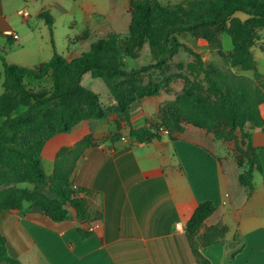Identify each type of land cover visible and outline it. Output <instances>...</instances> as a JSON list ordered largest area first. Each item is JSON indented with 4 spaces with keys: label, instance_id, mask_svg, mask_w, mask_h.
I'll use <instances>...</instances> for the list:
<instances>
[{
    "label": "trees",
    "instance_id": "trees-1",
    "mask_svg": "<svg viewBox=\"0 0 264 264\" xmlns=\"http://www.w3.org/2000/svg\"><path fill=\"white\" fill-rule=\"evenodd\" d=\"M130 4L134 28L131 37L113 32L93 43L89 52L72 63L55 55L31 69L10 65L0 56L5 73V91L0 96V222L3 211L21 212L26 206L39 209L54 222L69 220L70 209L77 219H87L89 191L77 187L74 176L81 158L95 142L86 136L74 148L61 149L52 176L47 175L41 160L47 143L88 122L106 119L118 121L115 138L120 137L122 123L129 124L130 138L140 144L157 138L151 127L134 129L131 119L132 106L144 97L157 96L159 88L152 82L136 88L135 82L151 71L166 70L181 49L192 61L187 67L183 94L173 108L161 109L164 127L172 134L182 132L188 123L218 140L235 142L239 182L253 192L254 174L264 172L260 150L254 146L251 134L258 129L264 131V75L252 51L264 33V0H183L167 5L159 0H130ZM237 13L248 19L241 20ZM40 18L53 33L52 13L44 11ZM183 33L212 44L223 63H206L198 51L176 38ZM222 34L231 37L232 51L223 50ZM9 43L15 44V40L9 38ZM144 44L149 46L151 64L129 71L126 58L137 59ZM88 73L103 80L115 101L113 107L104 108L98 95L83 86ZM49 76L53 92L36 99L25 79L42 81ZM214 212L213 202L201 203L187 224L186 234L195 256L200 257L199 247L215 245L227 234L226 226L217 225L199 235ZM79 233L88 235L83 230ZM0 264H20L9 253L1 225ZM202 264L209 263L203 260Z\"/></svg>",
    "mask_w": 264,
    "mask_h": 264
},
{
    "label": "crops",
    "instance_id": "crops-1",
    "mask_svg": "<svg viewBox=\"0 0 264 264\" xmlns=\"http://www.w3.org/2000/svg\"><path fill=\"white\" fill-rule=\"evenodd\" d=\"M84 1L73 0L76 5L63 10L102 30L109 17L97 20L96 6L83 5ZM35 4L34 0H0L2 40L9 42L10 38L26 48L24 30H19L28 27L34 34L29 7ZM24 9L27 18L20 14ZM50 10L49 3L38 7L36 17ZM10 32L18 39L9 36ZM255 47L264 52V33ZM3 50L0 46L2 57ZM254 58L264 75V61L260 65L255 54ZM3 72L0 59L1 95L5 91ZM140 109L138 114L132 113L134 129L150 128L151 121L159 120V107ZM262 113L264 116V106ZM130 130L129 124L122 123L119 138L95 142L75 170V185L89 191L87 219H77L70 209L69 220L54 222L29 206L21 212L1 213V232L10 255L20 264H202L203 260L209 264H264V172L254 174L253 192L240 184L235 142L218 140L187 125L182 132L163 131L149 143L140 144L130 138ZM251 134L264 165V131ZM76 144L65 147L72 149ZM53 171L47 175L52 176ZM207 201L214 203L215 212L199 235L217 225L228 231L221 242L199 247V257L186 227L198 206ZM79 230L88 235L83 237Z\"/></svg>",
    "mask_w": 264,
    "mask_h": 264
},
{
    "label": "rangeland",
    "instance_id": "rangeland-1",
    "mask_svg": "<svg viewBox=\"0 0 264 264\" xmlns=\"http://www.w3.org/2000/svg\"><path fill=\"white\" fill-rule=\"evenodd\" d=\"M162 4H176L183 0H159ZM35 5L29 7L31 18L30 25L34 34L28 27L19 30L22 36L27 39L26 48L20 43L11 44L7 39L0 38V46L4 48L3 57L10 65H18L26 68H37L41 64L51 61L55 55L61 56L68 62L72 63L75 59L80 58L84 53L91 50L93 43L106 39L111 33H120L123 38H130L133 28V16L130 0H85L83 5H95L97 9L96 18L108 16L109 19L103 24V29L89 26L87 21H82L76 14H67L63 8L70 10L72 5H76L73 0H34ZM50 4L51 13L54 16L55 24L53 33L48 28L46 21L36 17L35 11L38 7ZM46 9V8H45ZM13 6L9 12H12ZM236 17L246 18L243 13H237ZM19 24L20 17H16ZM176 38L185 46L198 51L204 61L208 64L221 65L223 61L218 55L217 50L209 42L198 39L189 33L177 34ZM262 39V38H261ZM223 50L229 52L233 50L232 39L228 34H222ZM257 45V44H256ZM255 45V46H256ZM254 54L260 65L264 61V52L259 47L254 48ZM192 61L189 53L181 49L178 54L171 60L166 70L151 71L143 76L141 80L135 82L136 88L145 87L150 82L157 85L159 94L157 96L144 97L138 100L133 106V114H138L140 108H173L172 104L177 102L181 97L182 90L188 78L187 67ZM127 69L129 71L140 69L151 64V54L148 44H144L139 50L137 59L126 58ZM5 81V73H2V84ZM29 88L33 91L36 99L51 94L53 83L51 77L42 81L25 79ZM83 86L95 92L104 108H111L115 101L111 96L103 80L93 77L90 73L86 74L82 81ZM2 93V92H1ZM1 95V94H0ZM2 96V95H1ZM138 108V109H137ZM25 109H22L24 111ZM159 120L151 121V128L154 134L159 135L163 131H168L162 121L161 114ZM193 126L184 124V126ZM127 126V124H124ZM117 132L115 119H106L102 121L88 122L76 129L70 134H59L53 140L47 143L41 154L42 165L48 175L51 174L57 152L68 144L73 145L90 136L93 142H102L106 138L114 137ZM169 134V132H168ZM240 137V134L238 133ZM68 149V148H66ZM34 188L30 185H25ZM43 189V188H41Z\"/></svg>",
    "mask_w": 264,
    "mask_h": 264
},
{
    "label": "built area",
    "instance_id": "built-area-1",
    "mask_svg": "<svg viewBox=\"0 0 264 264\" xmlns=\"http://www.w3.org/2000/svg\"><path fill=\"white\" fill-rule=\"evenodd\" d=\"M20 14L26 18L29 16L27 9L22 10ZM9 36H13L14 39H18V36L13 34L12 32L9 33ZM165 132L168 134V131L165 130Z\"/></svg>",
    "mask_w": 264,
    "mask_h": 264
}]
</instances>
